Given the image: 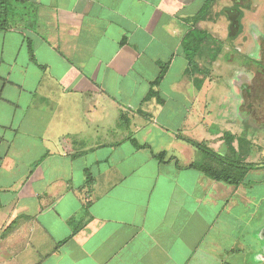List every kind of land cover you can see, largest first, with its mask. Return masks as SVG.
Wrapping results in <instances>:
<instances>
[{"label": "crops", "instance_id": "obj_1", "mask_svg": "<svg viewBox=\"0 0 264 264\" xmlns=\"http://www.w3.org/2000/svg\"><path fill=\"white\" fill-rule=\"evenodd\" d=\"M1 1L0 264H263L264 166L232 185L192 142L262 161L253 76L223 56L257 55L264 0H212L198 21L209 0Z\"/></svg>", "mask_w": 264, "mask_h": 264}, {"label": "trees", "instance_id": "obj_2", "mask_svg": "<svg viewBox=\"0 0 264 264\" xmlns=\"http://www.w3.org/2000/svg\"><path fill=\"white\" fill-rule=\"evenodd\" d=\"M210 2H212V0L208 1L207 5L202 9L200 14L195 18L197 21L205 17L207 11L209 10ZM2 9H4V13H2ZM6 10L10 11L11 9L7 7L6 1L0 0V29H6L7 27L12 26V24L9 23L8 21L9 17L6 16L5 14ZM208 38L209 37L206 31L197 29V30H193L184 41V47L187 51V56L189 58L192 68L194 69L197 68L195 56L199 52L201 53L204 52V46L206 45L205 43L207 42ZM221 51L222 50H220V48H217L211 60L212 61L216 60L219 57V54L221 53ZM249 57L250 56L247 57L248 60H252ZM244 58L245 57L243 55H241L236 50L232 49L228 54L224 56V62L234 63L239 66L241 64L240 60L243 61ZM237 60L238 62H236ZM163 73L161 74V78H162ZM158 82L159 81H157V83ZM232 141H233V137L228 144H229L230 150L234 152ZM192 144L198 146L207 157H210V159H214L219 163V164L214 165L212 163L206 162V163H201V164H195L194 166L199 167V169H201L207 176L217 179V180L227 182L232 185H238L241 182H243L245 176L247 175L248 171L251 168L261 166L259 165L260 163L258 164H252V163L245 164L244 163L243 164L240 158L232 159L231 157H224L221 154L209 148L205 144H199V143H194V142H192ZM159 158L162 160L164 158V154L160 155Z\"/></svg>", "mask_w": 264, "mask_h": 264}, {"label": "flooded vegetation", "instance_id": "obj_3", "mask_svg": "<svg viewBox=\"0 0 264 264\" xmlns=\"http://www.w3.org/2000/svg\"><path fill=\"white\" fill-rule=\"evenodd\" d=\"M259 47L257 55L249 57L252 60L245 58L244 60H247L245 64L242 62L239 66L237 65L253 76L251 78L249 74H245L239 78L249 109L246 115H264V35L259 41Z\"/></svg>", "mask_w": 264, "mask_h": 264}, {"label": "rangeland", "instance_id": "obj_4", "mask_svg": "<svg viewBox=\"0 0 264 264\" xmlns=\"http://www.w3.org/2000/svg\"><path fill=\"white\" fill-rule=\"evenodd\" d=\"M254 1H258V0H254ZM247 15H249V13L247 12L246 13ZM250 15H251V13H250ZM251 17V16H250ZM249 16H248V18H247V23H248V25L250 26L251 25V23L254 21V18H250ZM10 21H11V23L12 22H15V20L14 19H10ZM261 29L262 30H264V27L262 26L261 27ZM248 32H250V35H252L253 33H252V31H251V29H249L248 28ZM263 35H264V33H263ZM250 42V41H249ZM255 42V41H254ZM224 56H225V54H224ZM223 56V57H224ZM247 56L248 55H244V57L245 58H247ZM222 57V58H223ZM244 58V59H245ZM241 61V64H242V62H244V64H245V62L247 61V60H244V61H242V60H240ZM236 62H238V60L236 61ZM227 63H229V62H227ZM231 64V66H237L236 64H234V63H230ZM238 64H240V63H238ZM223 71H221V70H217V71H215V73H213V81L215 82V85H218V84H224V82L227 80V78L225 77V75H227L226 74V72H223ZM223 90H225V88H220L219 90H218V88H217V90H216V97H213L212 99V101H213V103H211L210 102V104L209 105H206V107L209 109V110H211V114L213 113V115H218V113H219V111L221 110V108H225L226 106H227V104L225 105H221V103H220V101L222 100V98H223V96H222V94L224 93V91ZM264 146V145H263ZM262 161L260 162V164L259 165H261L262 167L264 166V157L261 159ZM264 169V168H263ZM258 177H259V175H258ZM262 177L264 178V172L262 173ZM262 239H263V242H264V229H263V231H262ZM264 259V258H263ZM264 264V263H263Z\"/></svg>", "mask_w": 264, "mask_h": 264}, {"label": "water", "instance_id": "obj_5", "mask_svg": "<svg viewBox=\"0 0 264 264\" xmlns=\"http://www.w3.org/2000/svg\"><path fill=\"white\" fill-rule=\"evenodd\" d=\"M263 231V230H262ZM261 241H262V246H263V248H262V255L264 256V242H263V239H262V232H261ZM264 258V257H263Z\"/></svg>", "mask_w": 264, "mask_h": 264}]
</instances>
